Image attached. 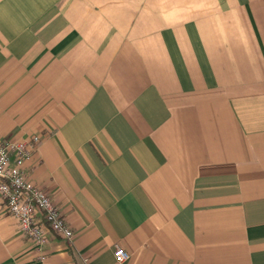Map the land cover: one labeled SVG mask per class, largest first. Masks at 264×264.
<instances>
[{"label": "crops", "instance_id": "crops-1", "mask_svg": "<svg viewBox=\"0 0 264 264\" xmlns=\"http://www.w3.org/2000/svg\"><path fill=\"white\" fill-rule=\"evenodd\" d=\"M0 137L74 234L0 264H264V0H0Z\"/></svg>", "mask_w": 264, "mask_h": 264}, {"label": "built area", "instance_id": "built-area-1", "mask_svg": "<svg viewBox=\"0 0 264 264\" xmlns=\"http://www.w3.org/2000/svg\"><path fill=\"white\" fill-rule=\"evenodd\" d=\"M38 142L39 137L29 140L0 137V195L22 233L43 247L49 242L50 234L66 240H71L74 234L58 205L26 176L25 162ZM114 255L119 263L130 257L121 246H116Z\"/></svg>", "mask_w": 264, "mask_h": 264}]
</instances>
